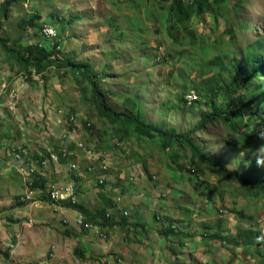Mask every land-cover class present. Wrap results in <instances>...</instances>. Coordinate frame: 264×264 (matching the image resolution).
Here are the masks:
<instances>
[{
	"label": "rangeland",
	"instance_id": "1",
	"mask_svg": "<svg viewBox=\"0 0 264 264\" xmlns=\"http://www.w3.org/2000/svg\"><path fill=\"white\" fill-rule=\"evenodd\" d=\"M239 1L241 3L233 12L224 11L223 14L216 16L217 23H214L216 28L207 14L203 15V22L193 19V28L197 30L195 35H207L206 41L203 40V46L208 43L215 47L211 50L206 47L210 51L206 50L204 61L228 50L236 51L233 55L237 57L239 55L237 51L247 43L255 38L264 37V0ZM169 2L170 0H167L166 4ZM140 4L141 0H20L10 9L9 16L1 20L0 38L7 39V46L10 47L13 46L12 40L19 37L25 46L32 39H38V36L23 31L19 26L20 21L37 14L41 18L39 22L43 28L44 24L49 26V23H44L46 17L54 13L62 18L64 25L63 33L60 37L57 36L60 44L57 55L61 59L69 57L77 62L88 61L92 70L97 73L106 69L108 76L102 79L101 87L112 106L122 110L123 106L119 105L121 95L129 92L144 104L146 120L163 128H173L177 132L189 130L200 118V112L207 108L199 94L205 83L197 86L198 92L195 89L187 90L191 84L181 81L178 77L181 63L165 36L164 24L156 19V16H159L160 5L165 3L149 0L148 6L157 8L154 16L149 19L146 18L143 7L140 11L137 10ZM225 24L233 26L231 37L233 44L227 40ZM116 25L123 28L114 29ZM119 31L122 35L117 33ZM121 36L122 39L115 40ZM184 57L186 61L192 59L195 62H202L201 56L195 54L190 47L186 49ZM188 71L190 77L195 76L194 67ZM207 76L202 74L203 78ZM126 84H130L129 90ZM191 91L199 95V103L193 107L185 105L183 98L181 99V96H186ZM86 93L87 90L76 75L55 66H51L42 74L32 70L28 73L0 46V148L3 143H10L19 147L23 145L26 149L41 154L54 150L55 146L60 144L68 146L69 143L63 137L65 133L63 128L66 126L64 118L66 112L72 111L76 114L79 127L69 137L83 140L86 145L94 148V153L100 154L108 165L106 171L108 180L103 184L99 183L104 186L103 192L108 193V189L114 192L112 203L115 202L121 212L124 204L126 209L130 206L134 208L133 211L141 210L142 204L147 207L143 208L142 216H136L133 211L129 215H124L126 220L140 221L144 224L142 228L136 229L137 233L131 230L129 234L133 240L131 245L134 242L138 243V238L144 240L141 242L145 245L150 240L158 242L161 237L165 238L160 237L157 230H164L167 208L169 215H172L171 219L179 223L176 222L177 226H181L177 230H184L183 227L187 226L180 221L183 218L179 215L185 214L183 208L191 211L190 219L195 226L200 218L199 212L206 205L211 216L219 213L225 219L230 217L233 231L235 227L244 229L250 225L253 229L264 230L263 196L254 198L243 195V189L239 184L219 176L212 168L205 167L207 170L205 175H199L196 170L193 172L188 169V157L178 160V166L183 169L181 171L170 162L167 152L162 153L156 144L146 142L137 144L132 140L118 141L117 137H112L113 132L105 121L99 119L88 104ZM169 102L175 105H168ZM58 109L64 111L63 117L59 115ZM83 121L92 123L94 128L86 130L82 125ZM8 132L12 136L5 140L4 135ZM229 135L232 133L224 124L207 123L194 139L203 150L214 157L216 163L239 167L243 175L246 174L254 180H264L262 143L255 141L252 143L255 147L249 144L245 149L234 152L227 146L226 138ZM70 150L75 156L79 170L85 171L87 158L84 152L75 147ZM2 154L0 149V157ZM249 160H254L256 165H248ZM50 165L68 176L72 174L65 163H50L48 166ZM22 168L21 165L19 168L21 175L13 185V191L16 193L19 189L18 193L24 192L26 195L24 190L28 179L21 171ZM9 175L14 179L13 171ZM84 176L92 185L91 190L101 188L95 174L86 172ZM129 176H132L130 181ZM196 179L213 185H222L223 191L207 198L203 186L194 183ZM147 193L152 195V199L156 198L157 206L149 196H146ZM95 194L99 199L94 197ZM75 196L77 198V195ZM224 203L226 205H223ZM90 204L92 208L106 205L96 191L90 192ZM219 209L222 212H219ZM155 213L157 220L151 217ZM154 232L158 234L157 237ZM178 239L174 240L175 246H178ZM187 242L182 240L180 246ZM161 245L168 252L163 254L170 255L171 250L168 248L172 245L169 238L163 240ZM146 252L148 254L145 253L141 257L140 264H150L148 262L150 253ZM224 252L230 251L224 248ZM244 253L241 251L240 255L243 259L247 257ZM118 257L121 258L120 264H124V258L120 255ZM110 258L112 259L113 255H110ZM218 258L217 261L212 258L204 261L206 264H226ZM255 258L257 259H253L251 263L261 264L262 259ZM222 259L228 260L229 257L222 256ZM151 264L163 263L161 259L159 262L154 259Z\"/></svg>",
	"mask_w": 264,
	"mask_h": 264
},
{
	"label": "trees",
	"instance_id": "2",
	"mask_svg": "<svg viewBox=\"0 0 264 264\" xmlns=\"http://www.w3.org/2000/svg\"><path fill=\"white\" fill-rule=\"evenodd\" d=\"M19 1L0 0V25L1 20L9 16L10 9ZM158 1L165 4L167 2V0ZM148 2L149 0H141V4L137 7L138 11L142 7L144 8L147 19L153 17L154 11L157 9L156 7L148 6ZM240 3L239 0H170L166 6L165 4L160 5L159 16H156V19L164 24L165 36L171 43L176 56L179 58L178 61L181 63L178 77L181 81L191 84L187 90L195 89L198 92L197 86L205 83L201 87L199 94L207 108L200 112V118H198L192 128L181 132H177L173 128H163L146 120L144 104L129 92L121 95L122 98L119 105L123 106L122 110H117L112 106L101 87L102 79L108 76L106 69L97 73L92 70L88 61L77 62L74 58L69 57L61 59L57 55L60 49L58 38L56 37L49 41L44 37L43 28L39 22L41 18L37 14L21 20L19 26H21L23 31L25 30L27 33L38 36V39L34 38L23 46L21 38L17 37L12 40L13 46L9 47L7 46L8 40L0 38V46L11 59L17 62L21 69L28 73L32 70L37 74H42L51 66H55L58 69L63 68L65 72L76 75L80 79L81 85L87 90L88 104L95 111L98 118L105 121L108 128L113 132L112 137H117L118 141L127 142L132 140L137 144L141 142L156 144L162 153L167 152L168 158L170 162L174 163L175 168L181 170L178 166V160L182 157H188V169L193 172L196 170L199 175H205L207 171L205 167L212 168L218 172L219 176H224L231 182L239 184L243 189V195L254 198L263 196L264 199L263 179L254 180L251 177H247L246 174L243 175L239 167H229L226 163H216L214 157L203 150L194 139L195 135L199 134L207 123H219L224 124L232 133L231 136L229 135L226 138L227 146L230 150L234 152L235 150H243L246 145L255 141L261 142L262 146H264V37L255 38V40L247 43L245 47L237 51L239 53L237 57L233 55V52L236 53V51L228 50L224 54L219 52L204 61L206 47L210 48V50L215 47L208 43L203 46V40L205 39L206 41L207 35L196 36L195 32L197 30L193 28V19L203 22L204 14L210 17L212 24L216 28V24H214L217 23L216 16L223 14L224 11L233 12ZM46 18L45 21H41L49 23V26L55 30L56 36L60 37L64 28L62 18L54 13L49 14ZM225 27H227L226 32L228 33L227 40L233 44V38H231L233 36V26L225 24ZM119 28H123V26L116 25L114 27V29ZM139 29H141V25ZM117 33L122 35L120 31ZM122 37L115 38V40L119 41ZM189 47L192 48L195 54L201 56L202 62H195L192 59L185 60L184 54ZM191 67L196 70L194 77H190L188 71ZM202 74H207L208 76L203 78ZM122 77L124 79V74ZM126 85H128L127 89L129 90L130 84ZM3 92L4 90L1 94ZM195 94L196 99H193L190 103L187 96H181V99L183 98L185 105L193 107L199 103V95L196 92ZM168 105L174 106L175 104L169 102ZM74 116L76 117L75 113ZM65 117H68V112H66ZM82 125L86 130L94 128L92 123L88 121H83ZM68 128L71 129V126L69 125ZM11 136L12 134H9V132L6 133L4 135L5 140ZM251 146L255 147V144ZM55 147L54 152L58 153L60 162L65 163L71 155L61 157L62 152L60 150L62 146L57 145ZM74 147V142H71L68 144L67 149L70 150ZM0 149L3 153L0 157V173L6 174V168L9 173L13 171L15 173L14 177L18 179L21 175V172H19L21 165L23 174L25 171L27 173L31 172L28 176L25 175L28 180L24 191H27L28 188L33 192L32 196L27 198L24 192L18 193L16 195L17 204L20 206L28 205L31 199H38L39 197V199H48L55 204H67L76 209L84 210L77 202L72 204L69 200L57 202L50 199L47 190L56 181L46 182L40 171V168L43 167L41 162L46 155L32 152L26 149L25 146L23 147V145L19 147L10 143H3ZM13 162L17 163L14 164ZM254 162V160H249L247 164L254 166L256 165ZM128 178L129 181L132 179L131 176ZM194 182L203 186V191H205L207 198L223 191L221 189L222 185L209 184L201 179H196ZM100 186L104 187L103 185ZM38 190H41V192L39 191L38 193ZM75 195L77 194L75 193ZM210 202L212 203L211 200ZM223 205L226 204L224 203ZM183 209L187 216L184 218L183 223L187 224V226H192V221L189 217L191 211L188 208ZM105 210V208L99 209L97 215L92 216L93 221H96L101 226L114 225L115 222L108 219L109 216ZM203 213L199 212L198 216ZM123 218V220H126V217ZM203 225L206 228L208 226L213 229V232L211 230L207 232L208 239L216 238L214 243H217L219 248L223 247L221 250L222 256L229 257L228 260H223L222 256H220L218 260L221 262L226 264H252V260L257 259L255 257H259L262 259L260 263L264 264V232L247 227L244 229L238 228L235 234H229L230 228L226 225L225 220L223 221L222 234H220L219 227L215 228L217 230L215 232L209 219ZM170 226L167 227L169 228L167 231L166 229L164 230L168 232L166 233L167 236L179 237L181 241L188 238V234L185 231L173 230L172 228L174 227ZM13 246L14 244H10L8 249ZM224 248L229 249L230 252L225 253ZM241 251L245 252L244 255L247 256L244 259L240 256L242 255ZM8 252L6 250V256ZM118 263H121L120 257Z\"/></svg>",
	"mask_w": 264,
	"mask_h": 264
},
{
	"label": "crops",
	"instance_id": "3",
	"mask_svg": "<svg viewBox=\"0 0 264 264\" xmlns=\"http://www.w3.org/2000/svg\"><path fill=\"white\" fill-rule=\"evenodd\" d=\"M5 170L6 174L0 173V264H27L30 261L43 264H119L115 259L119 258L118 255L124 258H122L124 264H140L141 257L145 253L148 254L146 251L150 253V260L148 261L150 264L154 262V259L157 262L161 259L163 264L168 262H171V264H206L204 260L212 258L217 261V257L222 256L221 250L223 247L219 248L217 243H214L216 238L208 239L207 232L209 230L213 232V229L208 226L206 228L203 223L209 219L215 232H217L215 228L219 227L220 234H222L224 220L211 216L207 205L201 211L204 213L200 215L195 226L192 223V226L183 227L184 230L182 231L188 234V238L184 239L188 242L184 246H180L181 239H178V246H175L174 240L177 237L167 236L166 233L168 232L164 231L169 229L167 228L169 225L174 227L173 230L181 227L176 225L177 221L171 219L172 215H169L168 208L165 211L167 219L164 230H157L160 237L165 238L161 237L158 242L150 240L145 245L142 244L144 240L137 237L138 243L134 242L131 245L133 241L129 237L131 230L137 233L136 229L142 228L144 224L140 221L123 220L124 215L132 213L134 208L130 206L129 209H126L124 204L121 212V210H118L119 206L115 202L112 203L115 196L110 189H108L109 194L104 193L101 186V188L97 187L91 190L92 185L88 180L86 181L85 171H78L68 176L52 165L40 168L46 182L53 180L64 184L70 180L74 181L77 204L84 208V210H79L67 204H55L48 199H39L38 196L39 200L33 198L28 205L20 206L16 202V194L19 189L16 193L13 191L16 178L13 179L9 175V171L6 168ZM107 176L105 174V180H108ZM39 191L41 192V190H38V193ZM92 191H96L107 206L92 208L90 204V192ZM146 196H149V199L151 198L155 206L158 205L156 198L152 199V195H149V193ZM94 197L99 199L97 194ZM141 207L147 208L144 204ZM101 208L107 209L105 212L109 216L108 219L115 222L114 225L101 226L93 221L92 216L97 215L98 210ZM143 208L139 211H133V214L142 216ZM79 214L83 215L84 221L93 224L97 232L96 229L78 226L76 219ZM179 216L183 218L180 220L183 223L184 218L187 217L186 213ZM151 217L157 220L156 213ZM226 225L231 228L230 223H226ZM230 232L235 233L232 230ZM155 234V237H157L158 234ZM166 238H169L171 245L174 242L168 248V250H171L170 255H164L163 252H168L161 247L162 241ZM10 244H14V246L8 249ZM6 250L9 251L7 256L5 255ZM110 255H113L112 259Z\"/></svg>",
	"mask_w": 264,
	"mask_h": 264
},
{
	"label": "built area",
	"instance_id": "4",
	"mask_svg": "<svg viewBox=\"0 0 264 264\" xmlns=\"http://www.w3.org/2000/svg\"><path fill=\"white\" fill-rule=\"evenodd\" d=\"M42 32H43V35L44 37L47 39V40H53L55 39L57 36H56V32L53 28H51L50 26H47L44 24V27L42 29ZM58 113H62V110H58ZM67 122L70 126H72V129L69 133H74L78 127H79V124L76 120V117L74 116V113L71 112L68 114V118H67ZM64 138L67 137V134L63 135ZM76 145L78 148H84L86 149V154L91 157L93 156V150L91 148H85L84 144L82 142H77L76 141ZM62 152V156L64 155L65 153V149L64 147L61 148L60 150ZM58 153L56 152H50L49 153V156H44V159L42 160L41 164L43 167L46 166V164L50 163V162H56L58 161ZM39 167V166H38ZM94 167V166H93ZM93 167L90 166L88 168L89 171H92L93 170ZM76 168V165L75 164H72V169H75ZM99 168L101 170H106L107 169V166H106V162H104V160L100 161V166ZM31 172L27 173V171L24 172V175L28 176ZM98 182L99 183H102L103 182V176H100L98 178ZM32 191H30L28 188H27V191H26V197L27 198H30L32 196ZM75 193H76V188H75V185L72 183V182H67L65 184H58V183H54V184H51L47 190V194L48 196L50 197V199L54 200V201H57V202H64V201H67L69 200L72 204L76 203L77 202V198L75 196ZM76 224L78 226H82L84 228H87V229H96V227L89 223V222H86L84 221V218H83V215L79 214L77 219H76ZM96 232H97V229H96ZM119 261V258L116 259V262L118 263ZM28 264H43V263H28Z\"/></svg>",
	"mask_w": 264,
	"mask_h": 264
},
{
	"label": "clouds",
	"instance_id": "5",
	"mask_svg": "<svg viewBox=\"0 0 264 264\" xmlns=\"http://www.w3.org/2000/svg\"><path fill=\"white\" fill-rule=\"evenodd\" d=\"M187 96V98L189 99V103L193 100V99H196L195 97H196V94H195V92H193V91H191L189 94H187L186 95ZM58 110H62V109H58ZM72 112V111H71ZM71 112H69V113H71ZM68 113V114H69ZM74 113V112H73ZM63 114H64V111L62 110V113H59V115L60 116H62L63 117ZM68 118V117H67ZM67 118L65 117L64 118V120H65V122L66 123H64V125H66L63 129L65 130V135L67 134V137H66V140H67V143H71V142H74V145H75V148L76 149H81L83 152H84V154H85V157L87 158V160H86V169H85V172H89V173H91V174H95L96 175V178H97V181H98V178L100 177V176H103V182L102 183H100V184H103L104 183V181H105V174H106V171H107V169H108V165L106 164V166H107V169L106 170H101L100 168H99V166H100V161H102L103 160V158L100 156V154H95L94 153V148H92L91 146H88V145H86L85 144V142L83 141V140H77V139H75V138H70L69 136L71 135V133H69L70 131H71V129H72V126H71V129H69L68 128V126H69V124H68V122H67ZM77 131V130H76ZM75 131V132H76ZM74 132V133H75ZM63 134V135H64ZM59 139H60V141H61V138L59 137ZM76 141L77 142H82L83 144H84V146H85V148H91L92 150H93V156H91V157H89L87 154H86V149H84V148H78L77 147V145H76ZM63 143H64V141H62ZM59 146H62V148L64 147V149H65V153H64V155L62 156L61 155V157H65V156H68V155H71V157H69V159L65 162V165L66 166H68V168L70 169V171H71V173L72 174H75V173H77L78 171H80L79 170V165H78V163H77V161H76V159L74 158L75 156H74V154L71 152V150H68L67 149V146L65 145V144H60ZM50 152H53L54 153V150H52V151H48V152H46V153H43L42 155H48L49 156V153ZM50 163H53V164H61V162H60V159L58 158V161H56V162H50ZM50 163H48V164H46V166H48ZM64 164V163H63ZM72 164H75L76 165V168L75 169H72ZM90 166H94L93 167V170L92 171H89L88 170V168L90 167ZM98 173H100V174H98ZM69 182H72L73 184H74V181H72V180H70ZM56 183H58V182H56ZM67 183V182H66ZM99 183V182H98ZM58 184H61V183H58ZM75 185V184H74ZM76 188V187H75ZM219 212H222V210L221 209H219ZM215 215V214H214ZM214 217H219L221 220H225L226 221V223H230L231 224V222H230V217H227L226 219L225 218H223V215H221V214H219V213H216V215L214 216ZM250 227H251V225H250ZM253 229V228H252ZM232 229L230 228V230H229V234H233V233H231L230 231H231ZM255 230H258L259 231V229H255ZM233 231V230H232ZM260 232H264V230L263 231H260ZM235 233H236V227H235ZM234 233V234H235Z\"/></svg>",
	"mask_w": 264,
	"mask_h": 264
},
{
	"label": "bare ground",
	"instance_id": "6",
	"mask_svg": "<svg viewBox=\"0 0 264 264\" xmlns=\"http://www.w3.org/2000/svg\"><path fill=\"white\" fill-rule=\"evenodd\" d=\"M132 177V176H131Z\"/></svg>",
	"mask_w": 264,
	"mask_h": 264
}]
</instances>
